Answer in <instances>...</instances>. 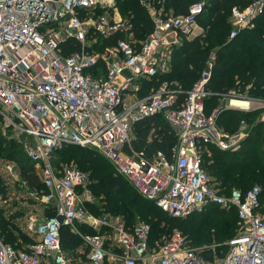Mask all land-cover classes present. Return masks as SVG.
Here are the masks:
<instances>
[{
  "label": "built area",
  "instance_id": "1",
  "mask_svg": "<svg viewBox=\"0 0 264 264\" xmlns=\"http://www.w3.org/2000/svg\"><path fill=\"white\" fill-rule=\"evenodd\" d=\"M206 4L196 1L183 14H165L146 4L154 28L137 41L115 0H0V122L13 131L43 181L44 189L30 195L54 209V215L26 221L25 231L34 239L28 246L16 249L0 237V264H73L62 246L63 225L85 240L86 264H106L109 255L121 264H264V188L255 184L222 193L203 166L208 144L236 148L248 135L244 122L234 133L221 128L222 109L206 112L205 98L214 94L208 84L215 53L190 89L164 81L140 95L142 79L170 70L175 46L205 34L198 18ZM97 7L113 8V13L95 15ZM263 9L264 0L234 6L229 37L252 27ZM116 31L129 38L100 45L101 37ZM69 40L79 48L67 52ZM228 95V108L264 109V98ZM154 114L164 116L176 140L169 155L159 151L148 158L132 146V128ZM70 144L95 149L140 195L174 217L210 205L236 209L239 227L227 241L226 254L208 260L178 229L151 241L147 223L129 229L119 216L92 214L89 173L53 162V152Z\"/></svg>",
  "mask_w": 264,
  "mask_h": 264
},
{
  "label": "trees",
  "instance_id": "2",
  "mask_svg": "<svg viewBox=\"0 0 264 264\" xmlns=\"http://www.w3.org/2000/svg\"><path fill=\"white\" fill-rule=\"evenodd\" d=\"M196 1L199 0H115V6L130 25L129 31L135 40L141 41L154 28L153 17L146 4L165 14H183ZM253 1L207 0L205 10L198 18L205 28V34L185 39L183 43L175 46L171 54L170 70L151 79H142L140 95H146L164 81L178 83L184 90L190 89L200 78L211 53L214 52L215 64L208 84V89L214 94L205 98L207 113L213 111L210 104L217 103L224 93L232 92L231 94L239 98H264V9L255 18L252 27L241 29L234 38L229 37L233 27L232 8H244ZM104 10L97 7L94 10L95 15L102 14ZM124 37V32L116 31L108 37H101L100 45L114 44ZM78 48L76 40H69L66 51ZM261 113V109L242 111L225 108L218 115V125L228 133L238 131L242 122L248 127V135L238 147L222 150L216 145L208 144L203 150V166L222 193L228 194L233 188L245 191L256 182L264 188V121L260 118ZM175 140L174 131L162 114L146 116L134 123L132 128V146L144 152L148 158H152L159 151L169 155ZM53 155V162L57 166L65 164L62 161L66 155L69 160L75 159L82 170L90 172L88 173L93 180L91 188L95 196L94 201L88 204L90 211L122 215V220L129 229L137 224L138 219L143 220L142 222L150 225L151 241L172 231L171 227L176 224L182 229L190 246L197 248L198 245L215 243L216 249L228 251L227 241L237 234L239 216L236 209L227 211L217 205H210L185 218L174 217L140 195L95 149L70 144L56 149ZM0 158L19 165L20 180L16 183L23 182L25 185L17 192L12 187L8 190L0 175L1 199L9 201L12 194L17 195L18 192L27 197L26 193L44 189L34 162L14 137L0 133ZM13 202L17 201L13 199ZM42 206L45 217L54 215L53 206ZM21 213L23 210L14 209L13 205L9 207L8 204L0 203V237H3L7 245L16 249L26 247L34 240L20 225L18 216ZM61 242L71 257V252L80 245L81 238L71 228L63 225ZM212 252L209 246H205L201 254L207 257Z\"/></svg>",
  "mask_w": 264,
  "mask_h": 264
},
{
  "label": "rangeland",
  "instance_id": "3",
  "mask_svg": "<svg viewBox=\"0 0 264 264\" xmlns=\"http://www.w3.org/2000/svg\"><path fill=\"white\" fill-rule=\"evenodd\" d=\"M117 11H118V9H117ZM107 12L113 13V8H110L109 10L105 9L102 13H107ZM198 24H199V26H203L199 21H198ZM125 37L129 38V34H125ZM132 37L134 38L133 34H132ZM231 93H229V94H231ZM230 97L231 96H229L228 93H224L220 97V99L218 100L217 103L210 104V106H209L210 109L216 110L218 108H222V109L228 108V106L230 105V103H229ZM235 99H238V98H235ZM261 111H262V113L260 114V118H262V120L264 121V109L262 108ZM0 133L3 134L4 136L12 137L11 135H12L13 131L8 130L3 125V123L0 122ZM63 157H64V159L62 161L63 163H65V164L66 163L76 164L79 166V163L77 161H75V159L69 160L68 156H66V155H64ZM6 164H7V166H6ZM8 165H12L11 170L8 168ZM19 169H20L19 165L16 164L15 162L4 159V158H0V175L3 177V179L6 183L5 185L7 186L8 190H10V188L12 187V190L17 192L18 189L23 188L25 186L23 182H21L19 184L16 183L17 180H20ZM7 172H9V174ZM87 172H89V171H87ZM255 184H259V183L256 182ZM26 195H28V196L24 197L22 194H19V192L17 195L12 194V197L9 198V201L1 199V195H0L1 204H8L9 207L13 205L14 209L23 210V213L19 214L18 218L21 220L20 225L24 228V232H26L25 231V223L30 217L37 218L38 220L43 219L45 217L44 207L42 206V204L38 200H36L33 196H31L30 193H28V194L26 193ZM93 195H94V193H93ZM13 199H15L17 202L14 203ZM91 213L96 215V216H102V215L106 214V212H104V211L103 212L102 211L101 212H95V211L92 212L91 211ZM110 215H113V214H110ZM114 216H118V215H114ZM119 217H121L123 219L122 215H120ZM142 221L143 220L138 219L137 223L142 222ZM171 228H172V230L178 229L183 233L182 229L180 227H178L176 224L173 225ZM80 238H81L80 245L74 250V252H71V253L81 251L82 252L81 254H84V256H85V257H83V259H84L85 263H87V257H86L88 254L87 244L81 236H80ZM205 246H209L213 251L211 255H208L207 257L205 256L208 260L219 259V258L223 257L227 252L226 250L221 251V250L216 249L215 243H211L209 245H198L197 248H199L200 250L203 251ZM111 248H112V251L114 253L119 252V249L116 246H113ZM67 253H68V251H67ZM203 254H204V252H203ZM112 257L113 256H111L110 258H112ZM109 264H111V263H109ZM112 264H116V263L113 262ZM117 264H121V263L117 262Z\"/></svg>",
  "mask_w": 264,
  "mask_h": 264
},
{
  "label": "crops",
  "instance_id": "4",
  "mask_svg": "<svg viewBox=\"0 0 264 264\" xmlns=\"http://www.w3.org/2000/svg\"><path fill=\"white\" fill-rule=\"evenodd\" d=\"M112 247V246H111ZM109 248L111 251H112V248ZM113 252V251H112ZM82 252L81 251H78V252H75V253H73V255H71V259H72V263L73 264H86L85 263V261H84V259H83V257H85L84 256V254H81ZM87 257V256H86ZM109 258V260H108V263H113L114 262V258L112 257V258H110L111 257V255L110 256H108ZM114 263H116V262H114ZM117 264V263H116Z\"/></svg>",
  "mask_w": 264,
  "mask_h": 264
},
{
  "label": "water",
  "instance_id": "5",
  "mask_svg": "<svg viewBox=\"0 0 264 264\" xmlns=\"http://www.w3.org/2000/svg\"><path fill=\"white\" fill-rule=\"evenodd\" d=\"M64 215L63 214H59V215H57V220H58V222L61 224V225H63L64 224Z\"/></svg>",
  "mask_w": 264,
  "mask_h": 264
},
{
  "label": "bare ground",
  "instance_id": "6",
  "mask_svg": "<svg viewBox=\"0 0 264 264\" xmlns=\"http://www.w3.org/2000/svg\"><path fill=\"white\" fill-rule=\"evenodd\" d=\"M237 104V103H236Z\"/></svg>",
  "mask_w": 264,
  "mask_h": 264
}]
</instances>
